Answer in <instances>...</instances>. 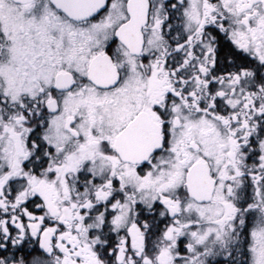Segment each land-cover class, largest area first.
Here are the masks:
<instances>
[{"label": "snow or ice", "instance_id": "obj_1", "mask_svg": "<svg viewBox=\"0 0 264 264\" xmlns=\"http://www.w3.org/2000/svg\"><path fill=\"white\" fill-rule=\"evenodd\" d=\"M0 264H264V0H0Z\"/></svg>", "mask_w": 264, "mask_h": 264}]
</instances>
